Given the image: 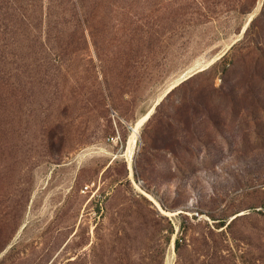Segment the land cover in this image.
<instances>
[{
    "label": "rangeland",
    "instance_id": "obj_1",
    "mask_svg": "<svg viewBox=\"0 0 264 264\" xmlns=\"http://www.w3.org/2000/svg\"><path fill=\"white\" fill-rule=\"evenodd\" d=\"M80 2L0 0V264H264V0Z\"/></svg>",
    "mask_w": 264,
    "mask_h": 264
},
{
    "label": "bare ground",
    "instance_id": "obj_2",
    "mask_svg": "<svg viewBox=\"0 0 264 264\" xmlns=\"http://www.w3.org/2000/svg\"><path fill=\"white\" fill-rule=\"evenodd\" d=\"M145 118H146V116H144V117H143V118L137 123V125L132 129V130H134V132H137L140 123H141ZM133 141H134V140H133ZM133 144H134V143H133ZM131 150H132V149H131Z\"/></svg>",
    "mask_w": 264,
    "mask_h": 264
},
{
    "label": "trees",
    "instance_id": "obj_3",
    "mask_svg": "<svg viewBox=\"0 0 264 264\" xmlns=\"http://www.w3.org/2000/svg\"><path fill=\"white\" fill-rule=\"evenodd\" d=\"M79 2H80V0H79ZM80 3H81V2H80ZM191 4H197V0H191ZM81 6H82V5H81ZM80 8H81V7H80ZM250 25H251V24L248 25L246 32L249 31V29H250Z\"/></svg>",
    "mask_w": 264,
    "mask_h": 264
},
{
    "label": "water",
    "instance_id": "obj_4",
    "mask_svg": "<svg viewBox=\"0 0 264 264\" xmlns=\"http://www.w3.org/2000/svg\"><path fill=\"white\" fill-rule=\"evenodd\" d=\"M150 114H151V113H150ZM150 114L148 115V117L150 116ZM148 117H147V118H148Z\"/></svg>",
    "mask_w": 264,
    "mask_h": 264
}]
</instances>
